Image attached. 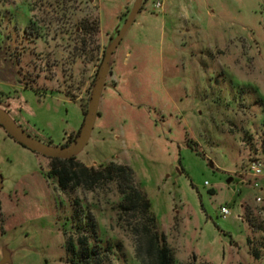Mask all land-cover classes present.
<instances>
[{
  "label": "rangeland",
  "instance_id": "obj_1",
  "mask_svg": "<svg viewBox=\"0 0 264 264\" xmlns=\"http://www.w3.org/2000/svg\"><path fill=\"white\" fill-rule=\"evenodd\" d=\"M134 2L0 0V111L71 147ZM155 2L142 0L111 56L75 158L132 171L172 264H264V0ZM49 167L0 126L1 264H71L67 241L81 233L112 248L105 264H140L115 185L66 194Z\"/></svg>",
  "mask_w": 264,
  "mask_h": 264
},
{
  "label": "trees",
  "instance_id": "obj_2",
  "mask_svg": "<svg viewBox=\"0 0 264 264\" xmlns=\"http://www.w3.org/2000/svg\"><path fill=\"white\" fill-rule=\"evenodd\" d=\"M90 30L84 24L80 29L86 35ZM49 160L48 175L66 194H74L77 190L92 192L105 184H114L121 198L118 204V222L132 237L136 259L140 264L173 263L172 252L166 245L164 236L157 229L149 200L135 184L133 173L127 166L109 164L98 169L88 168L77 162L75 156L68 159L49 158ZM73 205H77L76 201H73ZM86 219L88 230L93 231L92 217L88 215ZM78 229L77 233L80 231V228ZM76 241V244L72 239L67 241V251L72 256L71 264H105L108 262L112 248L110 249L109 245L104 246L101 242L103 239L98 241L96 236L93 237V233H88V236L81 233ZM253 255L257 258V253Z\"/></svg>",
  "mask_w": 264,
  "mask_h": 264
},
{
  "label": "water",
  "instance_id": "obj_3",
  "mask_svg": "<svg viewBox=\"0 0 264 264\" xmlns=\"http://www.w3.org/2000/svg\"><path fill=\"white\" fill-rule=\"evenodd\" d=\"M141 3H142V0H135L128 18L124 22L121 30L118 32L117 36L115 37L111 46L108 48L105 54V57H104V60L101 66V70L98 74V77L96 79L95 85L92 90L91 98L88 104V111H87L84 123L81 127L79 136L76 139L75 143L71 147H68V148H57V147H51L49 145H44L40 141L31 137L25 131H23L5 113L0 111V126L4 129L6 134L11 139H13L16 143L22 145L26 149L34 153H37L43 157H46V158L68 159V158L74 157L79 152V150L81 149V147L83 146L85 142L87 133L89 131V128L96 114V107L98 103L99 93H100L101 88L103 87V79L107 71L110 58L113 55L116 48L118 47V45L120 44L129 26L132 24L135 16L137 15L141 7ZM210 166H212L211 163H210ZM1 187H2V177L0 176V190H1Z\"/></svg>",
  "mask_w": 264,
  "mask_h": 264
},
{
  "label": "built area",
  "instance_id": "obj_4",
  "mask_svg": "<svg viewBox=\"0 0 264 264\" xmlns=\"http://www.w3.org/2000/svg\"><path fill=\"white\" fill-rule=\"evenodd\" d=\"M154 6L156 9H160L162 6V0H156ZM248 169L250 172V176L253 178V180L257 179L262 174V164H261V162H259L256 159L250 161ZM255 186H257L256 183H255ZM257 201H260V199H257ZM220 215L222 218H226L227 216H229L230 212H229L228 208L221 207Z\"/></svg>",
  "mask_w": 264,
  "mask_h": 264
},
{
  "label": "flooded vegetation",
  "instance_id": "obj_5",
  "mask_svg": "<svg viewBox=\"0 0 264 264\" xmlns=\"http://www.w3.org/2000/svg\"><path fill=\"white\" fill-rule=\"evenodd\" d=\"M20 145V144H19ZM20 146H22V145H20ZM23 147V146H22ZM25 148V147H24Z\"/></svg>",
  "mask_w": 264,
  "mask_h": 264
}]
</instances>
